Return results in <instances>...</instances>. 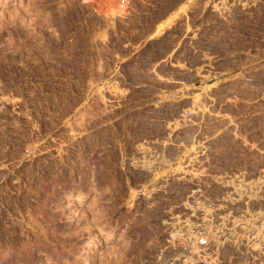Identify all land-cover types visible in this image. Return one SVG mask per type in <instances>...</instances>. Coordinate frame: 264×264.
<instances>
[{
	"label": "rangeland",
	"instance_id": "374dc122",
	"mask_svg": "<svg viewBox=\"0 0 264 264\" xmlns=\"http://www.w3.org/2000/svg\"><path fill=\"white\" fill-rule=\"evenodd\" d=\"M205 2L0 0V264H174L187 252L163 235L169 214H184L173 206L185 191L171 184L165 200L132 197L150 182L128 167L132 144L164 136L160 120L141 119L140 104L152 90L133 85H151L150 67L175 76L169 66L183 64L191 70L185 85L159 93L164 106L158 114L169 112L167 105L195 84L192 70L204 66L206 54L216 73L206 85L237 77L235 112L264 107L255 97L264 80L250 76L264 77V69L251 68L264 59V0H253L246 17L234 13L225 32ZM179 8L186 15L183 32L200 31L196 41L172 36L183 28L157 34ZM111 82L125 92L119 103L106 90ZM245 125L241 133L263 145L264 118ZM192 130L181 135L183 144L202 142L209 124L199 121ZM229 137L212 139L216 153L206 156L200 194L215 196L211 176L247 161ZM198 239L209 243L203 231ZM233 245L218 250L227 261L239 254Z\"/></svg>",
	"mask_w": 264,
	"mask_h": 264
},
{
	"label": "bare ground",
	"instance_id": "6f19581e",
	"mask_svg": "<svg viewBox=\"0 0 264 264\" xmlns=\"http://www.w3.org/2000/svg\"><path fill=\"white\" fill-rule=\"evenodd\" d=\"M205 1L204 7L207 6L210 15H214L215 19L213 18V20L216 22L214 25L217 24L224 32L229 30L230 27L226 22L231 19V16L234 17V13L236 19L246 17L252 12L253 6L251 5L254 3L253 0ZM185 18V10L179 8L167 19L165 25L159 26L157 34L162 37L161 34L168 32L173 27L174 29L175 27L183 28V32L186 25ZM199 32L187 30L179 36L176 34H172V36L177 40L182 37L193 42L197 40ZM166 36L168 35L166 34ZM201 60L204 66L195 68L192 70V76L189 75L195 84L189 87L190 90L188 89L189 92L186 93V96L184 95V98L180 99V97V100L171 101L169 106L167 105L170 109L172 108L171 111L168 110L169 112L166 110V112L158 114V111L164 106L162 97L159 95L160 90L168 86L183 87L186 83L183 75L189 74L188 72L191 70L189 71L183 64H170L169 67L177 75L163 76L162 74L158 75L154 67H150L145 72L149 75L151 85L148 86L144 80L133 85L135 91L152 90V93L148 94L149 96L146 98L144 97L145 99L140 104L141 119L148 122L160 120L164 124V136L160 138L161 133L160 139L155 142L150 140L132 144L134 157L128 160V167L140 174H145L143 176L150 177L149 184L139 186L136 191H133L132 197L140 201L149 198L165 200V197L169 196L171 184L185 191L180 201L173 206V208L181 209L184 214H179L176 211L171 212L167 218L168 221H163V228L167 227L163 235L169 243L179 250L184 248L187 250L185 254H178L173 259L174 264H264V144H253L252 140H248L247 136L241 133L246 120L253 119V117L254 119L255 117L264 118V107L257 108L250 115L235 112L238 102V89L235 88L238 82L236 81L237 77H223L215 84L213 82L214 85H206L216 73L209 69L210 58L206 54ZM252 63L254 66L250 67L254 70L264 69V59ZM250 76L252 80L262 82L264 80L260 74L256 75L257 77ZM251 79H248L247 82H251ZM106 90L111 98L118 103L125 97V92L119 89L114 82L108 84ZM255 97L264 102V91L256 90ZM165 99L163 98V100ZM199 121L208 122V135H204L203 141L196 142V145H194L195 143L192 145L183 144L180 140L181 135L189 129L192 130ZM221 134L230 136L232 141L234 140L236 155L240 159H247V161H244L242 166L233 167L225 175L219 172L223 176L212 175L211 183H209L216 194L213 197H208L199 192L201 179L207 177L204 176L208 172H206V156L214 153L212 152V139ZM220 137L222 138V136ZM58 149L60 150V148ZM214 151L216 153V150ZM200 231L205 233L208 245H202L199 242L198 233ZM231 244L232 246H234L233 244L237 245L239 254L227 261V258L221 257L218 250ZM210 245L213 249L209 250Z\"/></svg>",
	"mask_w": 264,
	"mask_h": 264
},
{
	"label": "built area",
	"instance_id": "2783aa9c",
	"mask_svg": "<svg viewBox=\"0 0 264 264\" xmlns=\"http://www.w3.org/2000/svg\"><path fill=\"white\" fill-rule=\"evenodd\" d=\"M200 243H201L202 245H205L206 242H205L204 240H201Z\"/></svg>",
	"mask_w": 264,
	"mask_h": 264
}]
</instances>
